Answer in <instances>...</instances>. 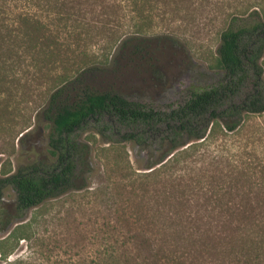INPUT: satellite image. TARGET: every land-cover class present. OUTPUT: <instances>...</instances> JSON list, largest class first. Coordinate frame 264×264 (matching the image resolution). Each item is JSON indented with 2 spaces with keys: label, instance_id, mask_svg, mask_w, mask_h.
Here are the masks:
<instances>
[{
  "label": "trees",
  "instance_id": "obj_1",
  "mask_svg": "<svg viewBox=\"0 0 264 264\" xmlns=\"http://www.w3.org/2000/svg\"><path fill=\"white\" fill-rule=\"evenodd\" d=\"M198 8L222 10L207 60L213 84L191 85L188 98L168 110L101 87L106 75L134 63L162 79L158 52L180 51L186 60L178 67L198 74L202 64L189 42L157 30ZM263 61L264 0H0V139L12 149L16 141L26 159L14 171L0 169V231L89 188L98 137L133 144L149 170L143 177L167 173L169 198L179 199V208L162 231L144 227L157 223L137 212L134 232L101 226L88 264H264V163L225 166L217 176L189 173L205 157L201 148L264 116ZM42 127L45 153L36 155L27 140ZM7 189L15 200L5 205Z\"/></svg>",
  "mask_w": 264,
  "mask_h": 264
},
{
  "label": "rangeland",
  "instance_id": "obj_2",
  "mask_svg": "<svg viewBox=\"0 0 264 264\" xmlns=\"http://www.w3.org/2000/svg\"><path fill=\"white\" fill-rule=\"evenodd\" d=\"M243 1L231 0V3L235 6ZM219 10L222 11L190 9L184 20L177 19L169 27L157 29L173 31L179 39L189 42L194 60L202 64L198 74L178 67L182 60H186L180 51L175 54L158 52L154 59L163 66L162 79L152 78L145 67L134 63V68L106 75L101 87L157 110H168L188 98L191 85L206 87L213 84L217 75L207 69V60L214 55L217 45V31L221 24L218 17L222 13ZM95 45L98 48L101 44ZM41 129L42 133L27 140V147L34 148L36 155L45 153L46 148L47 130L45 127ZM81 139L87 141L88 137L83 134ZM1 152H6L0 154L2 170L14 171L18 163L26 162V159L19 158L16 141L12 149L0 139ZM92 153L93 173L89 188L31 210L24 221L0 231V264L27 259L29 264H88L96 258L99 245L95 233L102 229L101 226L107 224L121 234L134 232V212L138 217L157 223L144 227L162 231L169 226L168 217L171 211L178 210L179 199L169 198L172 183L167 173L143 177L149 170L144 169L142 155L131 143L114 146L103 144L96 137ZM200 153H205V157L190 165L192 177L200 173L217 176L219 172L226 171L225 166L264 163V116L253 117L240 134L221 136L209 150L201 148ZM221 167H225L224 170ZM14 200L13 192L7 189L3 203L8 205ZM26 222L31 223L27 231L24 229Z\"/></svg>",
  "mask_w": 264,
  "mask_h": 264
}]
</instances>
